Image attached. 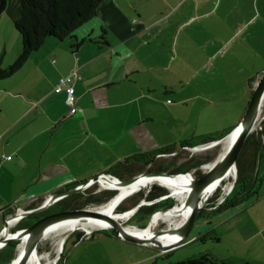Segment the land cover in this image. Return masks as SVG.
I'll list each match as a JSON object with an SVG mask.
<instances>
[{
    "label": "crops",
    "instance_id": "crops-1",
    "mask_svg": "<svg viewBox=\"0 0 264 264\" xmlns=\"http://www.w3.org/2000/svg\"><path fill=\"white\" fill-rule=\"evenodd\" d=\"M104 30L108 44L73 48ZM22 48L20 33L2 27L3 68ZM74 71L81 79L72 114L66 92L55 88ZM263 73L264 0H106L74 38H48L20 71L0 79V233L17 208L108 173L127 156L233 129L225 145ZM212 223L246 233L234 236L235 252L215 256L264 264V181L257 199ZM72 242L64 264L152 258L131 261L148 246L117 236Z\"/></svg>",
    "mask_w": 264,
    "mask_h": 264
},
{
    "label": "trees",
    "instance_id": "trees-1",
    "mask_svg": "<svg viewBox=\"0 0 264 264\" xmlns=\"http://www.w3.org/2000/svg\"><path fill=\"white\" fill-rule=\"evenodd\" d=\"M105 1L106 0H0V18L5 12L10 15L14 21L15 28L22 37L23 44L21 54L15 62L7 68L2 67L3 56L0 54V79H7L20 71L27 63L30 56L38 51L48 38H56L59 40L74 38L78 29L98 16L99 7ZM105 35L106 31L104 30V35L99 38L100 40L87 38L76 41L73 44V48L78 49L88 40L98 44H108ZM261 127V129L250 134L243 146L237 161L238 177L233 190L212 213L218 214L226 209L239 208L254 201L259 196L260 187L264 181V120L262 121ZM232 131L233 129L224 131L217 136H211L201 140H185L180 144L127 156L112 166L108 173L121 180H128L145 172H166L170 174L191 172L192 169H196L201 164L212 162L216 158L210 155L196 158L194 154H191L190 158L184 157V151L192 153L191 148L208 142L221 140ZM196 171L197 178L203 175V172L197 169ZM87 181L74 183L71 187H77ZM116 193L117 191L114 190L98 191V189H94L88 192V196H86L83 201L80 197L82 195L81 193L73 195L70 203L79 206L78 208H83L86 204L102 205L113 198ZM168 193L169 191L166 188L155 185L151 188L149 193L140 192L133 196L136 200L131 206L123 208L121 205L118 210L121 212L130 210L140 203L144 199L145 194H147L149 196L147 201L153 203L143 205L132 219H135L141 212H145L147 218L150 220L155 212L171 208L176 204L174 198L160 200L161 197ZM220 193V191L217 192L214 195V199H211V202L218 199ZM59 206L60 205L57 204L47 209V212H56L60 210ZM43 216L45 215L41 212L24 218L14 231L32 226L38 220L44 218ZM132 225L136 226L135 224ZM145 227H147V224L139 228ZM95 233L96 231L91 234L90 238H92ZM73 234L74 236H69L67 238L58 264H61L65 259L69 241L73 240V243H76L83 239V232H76ZM205 237L207 236H201L200 239H204ZM17 244V241H12L3 248L4 251L0 253V264H10L12 262L16 256ZM157 259L159 258H156V260ZM156 260L153 264H159ZM168 264L253 263H237L229 258H221L210 253H205L192 256L182 261L169 262Z\"/></svg>",
    "mask_w": 264,
    "mask_h": 264
},
{
    "label": "water",
    "instance_id": "water-1",
    "mask_svg": "<svg viewBox=\"0 0 264 264\" xmlns=\"http://www.w3.org/2000/svg\"><path fill=\"white\" fill-rule=\"evenodd\" d=\"M263 111H264V73L256 84L250 103L242 118V121L232 133V134L236 133V135L232 140L231 144L228 146V148L224 151L223 154H221L218 158L215 159L212 167L209 170H204L203 175L201 177L195 178L193 176L189 185L187 198L184 200V205L192 208L191 215L178 228H168L157 231V233L159 234L166 233L167 231L180 233L181 240L177 245L163 246L160 245L157 238L146 239V238L137 237L131 234L129 231H127L125 226L117 219L113 218L112 216H108L106 214L91 211L88 209H78V210H70V211L54 213L38 220L36 223H34L32 226L28 228L20 229L17 231H11V224L13 222L19 221L20 218H24L32 214L40 213L46 210L52 204L59 201L60 199H63L64 197L72 194L82 192L92 184H96V183L108 184L109 182L114 183V181H116V183L120 186H127L130 185L131 183H134L140 177L143 176L144 177L145 176L174 177V176H182V175L183 176L192 175L190 172L188 173L181 172L174 174H170L166 172H145L132 179L121 180L110 173H102L94 178H91L86 183H83L75 188H69L62 192L51 194L50 196H48L47 200L38 208L32 210L22 209L23 210L22 212L20 213L17 212L16 214L11 215L5 222V227L3 228L5 229V231L2 234L3 236H0V242H4L6 244L12 241L18 242L16 247V253L19 254V256L16 255L18 256V258L17 259L14 258L10 264L14 263L15 261H18L17 264H29V261L31 260L32 256L34 254H37V252H39L38 250L39 245L46 238L45 235L49 227H51L54 223L72 217H81L83 219H86L88 216L104 218L109 222H111L112 226L111 228L108 229H114L115 235L117 237L131 243L159 248L162 252H167L169 250L175 249L176 247H178L183 243H186V241H188V238L190 237L189 235L192 229L196 224L198 216L202 211L206 210L205 207L206 202L204 201V197L206 195L208 188L216 183L223 181L234 170L236 172V175L233 177L232 186L227 195H229L233 190L238 177L237 161L239 155L243 149V146L247 138L250 136V134H252L255 131L256 124ZM220 141L222 143L223 139H221ZM106 189L119 192V188L112 189L110 186H108L106 187ZM128 197H130V195L123 197L117 205H120ZM162 198L167 199V198H175V197H173L171 194H166ZM223 198L225 199L226 197ZM147 204H148L147 198L144 197V199L140 203H138L136 206L125 212L131 211L133 213L132 214L133 217L143 205H147ZM172 208L173 207L155 212L150 218L149 224L154 215L163 211L170 210ZM10 235H14V236H10ZM68 237L69 236L67 235L65 237V240ZM65 240H64V245H65ZM24 241H25L24 249L22 253H19L20 245ZM64 245H63V250H64ZM63 250L61 251V254Z\"/></svg>",
    "mask_w": 264,
    "mask_h": 264
},
{
    "label": "rangeland",
    "instance_id": "rangeland-1",
    "mask_svg": "<svg viewBox=\"0 0 264 264\" xmlns=\"http://www.w3.org/2000/svg\"><path fill=\"white\" fill-rule=\"evenodd\" d=\"M1 18H3V19H2L1 24H0V30L2 29V27H7L9 24V26L12 27L13 30L18 32L17 29L15 28L14 21L12 20V18L10 17V15L8 13L5 12ZM18 34H19V32H18ZM4 36L6 37V39L8 38V34H6ZM191 46H192V44L190 45V47ZM181 50H184V49L179 48V52H181ZM167 54H168L169 58H171V50H169L167 52ZM225 147L226 146H224V144L221 143L218 147L212 148L211 150L208 149V150H204V151H198L196 153H193L194 151H192V153L195 155L194 157H196V158H201V157H204L206 155H210L214 158H218L225 151ZM192 153H190L189 151H184L183 156L190 158ZM209 163L210 162L205 163V164H201L196 169L198 171L204 172V170H205L204 165L206 166ZM194 169H192V171ZM196 174H197V171L194 173L195 178H197ZM155 185L162 187V188H165V186H161L159 184H152V185H149L148 187L143 188L138 193H140V192L148 193V189L152 188ZM104 187L106 188V186H104L103 184H100V183L90 185L84 191L81 192L82 195L80 197L82 198V201L84 200V198H86V196H88V192L90 190H94V189H96V190L98 189V191L108 190V189H105ZM166 189L169 191V189L167 187H166ZM137 194H135V195H137ZM135 195H133V196H135ZM133 196L126 199L121 204L123 206V208H127L133 204V202L136 200L133 198ZM221 196H223V195L220 193L219 198ZM227 196L228 195L223 196V197H227ZM211 199H214V196L211 197L210 200H208V202H211ZM218 199H216L215 201H217ZM174 200L176 201V204H177L178 199L176 200L174 198ZM207 203H205V207H207V205H206ZM99 206H101V205L86 204L83 208H80V209H95V208H98ZM233 209H236V208H233ZM119 212H121V211H119ZM218 214H215L212 212L202 211L201 214L198 216L196 224H195L194 228L192 229V231L189 235L190 237L188 238V241H186V243L179 245L175 249L169 250L167 252H162L159 248H154V247L148 246V250L143 249V248L140 249V250H143L144 253L138 252V254H136V257L132 258L131 261H135V260H138L141 258H145V255H147V256L152 255V258L148 259V261H144V262L139 263V264H153V262L156 260V258H159L156 260L159 264H168L169 262L182 261V260L188 259L192 256H197V255L205 254V253H210V254L215 255L218 251L227 252L229 249H231L230 250L231 252H235L238 243L236 241V238H234V236H246V233L241 234L237 227L234 230H228V228H227L228 225H222V224L220 226H218L216 229H214L212 227L213 226L212 220H214ZM132 218H131V220H128L127 222H124V223L128 226H132V224H135L136 226H138L137 228L143 227L146 224H147V226L149 225L150 220L147 218V215L145 214V212H141L135 219H132ZM132 227H134V226H132ZM167 227H168V225L161 221L159 226L157 227V230L166 229ZM90 229L93 231H96L94 236H116L114 229H102L99 227H96V228L91 227ZM76 232H83V236H90L84 230H79V229L68 234V236H74L73 233H76ZM201 236H207V237H205L204 239H200ZM62 237L63 236H48L47 238H45L40 243L38 250H39V254L42 256V264H53V262L57 259L58 256L61 257V254L59 252H57V250L59 249V244H60V240ZM192 237H195V238L191 239ZM189 239H191V240H189ZM64 240H65V237H64ZM66 240H65V242H66ZM72 241L73 240H71L70 243L67 245L68 250L74 249L73 248L74 244H71ZM86 242H89V241H86ZM134 244H136V243H134ZM139 245H141V244H139ZM75 251L76 250H74V254H75ZM16 255H18V254L16 253ZM123 263L129 264L130 260L119 263L117 261L107 259L105 264H123ZM61 264H64V262H62ZM71 264H74V263H71Z\"/></svg>",
    "mask_w": 264,
    "mask_h": 264
},
{
    "label": "bare ground",
    "instance_id": "bare-ground-1",
    "mask_svg": "<svg viewBox=\"0 0 264 264\" xmlns=\"http://www.w3.org/2000/svg\"><path fill=\"white\" fill-rule=\"evenodd\" d=\"M235 135L236 133L232 134V136L226 142V144L224 145L226 146L225 150L231 144ZM214 161L210 162L206 166L204 165V169L209 170L212 167ZM235 175H236V172L233 170L231 174L228 177H226L223 181L210 186L206 192L204 201L207 203V201L210 200V198L213 197L219 191L221 192L223 196H226L232 186L233 177ZM192 178H193V175H190V176L182 175V176H174V177H148V176L144 177L143 176V177H140L134 183H131L130 185H127V186H120L116 183V181H114V183L109 182L108 184L103 183L104 186L106 187L110 186L112 189L119 188V192H117L116 195H114V197L111 198L108 202L102 204L98 208L88 209V210L100 212L102 214L112 216L113 218L121 222L125 226L127 231H129L131 234L137 237L146 238V239L157 238L160 245L175 246L177 242L178 243L180 242L181 234L178 232H169V231H167L166 233L159 234L157 233L158 231L157 227L162 221L168 225L166 229L178 228L191 215L192 208L189 206H185L184 200L187 198L188 189H189V185H190ZM152 184H159L161 186H165V188L167 187L169 189L168 194H171L173 197L178 199V203L175 204L172 209L163 211V212H160L154 215L150 224L145 228H137V227L134 228L132 226L126 225L124 222L131 220L133 213L131 211L130 212H125V211L119 212L118 211L119 206L125 200L120 205H117V204L123 197L128 196V195H130L131 197L137 194L143 188L148 187L149 185H152ZM111 226H112L111 222H109L108 220L104 218H100V217L88 216L86 219H83L81 217H72V218L64 219L62 221L54 223L51 227H49L45 236L46 238L48 236H63L60 240L59 249L57 250V252L61 253V251L63 250V245H64V237L74 232L75 230L79 229V230H84L85 232H90L91 227L93 228L99 227L102 229H108V228H111ZM10 236H14V235H10ZM24 245H25V241L22 242V244L20 245L19 253H22L24 249ZM18 256H16L15 258L17 259ZM58 258L59 256L57 257V259ZM17 262L18 261H15L12 264H17ZM29 264H42V256L39 254V252H37V254H34L32 256L31 260L29 261Z\"/></svg>",
    "mask_w": 264,
    "mask_h": 264
},
{
    "label": "built area",
    "instance_id": "built-area-1",
    "mask_svg": "<svg viewBox=\"0 0 264 264\" xmlns=\"http://www.w3.org/2000/svg\"><path fill=\"white\" fill-rule=\"evenodd\" d=\"M79 79H81V76L76 71H74L71 74L62 77L60 79L58 85L55 88V90L57 92H63V91L66 92V94H67V104L71 107V113L72 114L77 112V106H76L77 97H76V89H75V86H74V82L76 80H79ZM263 120H264V111L262 112L261 116L259 117V120H258V122L256 124L255 131L262 128L261 124H262ZM220 144H221L220 140L208 142V143L201 144V145H198V146H195V147L191 148V152L194 151L193 153H196L198 151H204V150L216 148ZM195 171H196V169L194 171L190 172V173L194 176ZM100 184H103V183H100ZM150 190H151V188L148 189V191H150ZM161 199H163V198L161 197L160 200ZM223 200H224V198L220 197L217 201H212V202H208L207 201L208 203L206 205L211 206L212 208L215 209L219 204H221L223 202ZM152 203L153 202H148V204H152ZM22 211H23L22 209H19L17 212L20 213ZM21 220H22V218H20V220L18 222H20ZM4 231H5V229H3L1 231L0 236H3L2 234H3ZM93 232L94 231L91 230L90 232H86V233H88L91 236V234ZM90 236H83L82 238H86V237H90ZM6 245H7L6 243L0 242V249H3ZM59 259H60V257L57 260H55L53 262V264H58Z\"/></svg>",
    "mask_w": 264,
    "mask_h": 264
},
{
    "label": "flooded vegetation",
    "instance_id": "flooded-vegetation-1",
    "mask_svg": "<svg viewBox=\"0 0 264 264\" xmlns=\"http://www.w3.org/2000/svg\"><path fill=\"white\" fill-rule=\"evenodd\" d=\"M78 186H79V185H78ZM69 188H75V187L66 186V187H64V188H61L60 190H58V191L55 192V193L62 192V191L67 190V189H69ZM149 192H150V191H148V193H149ZM79 193H81V192H79ZM76 194H78V193H76ZM73 195H75V194H72V195L66 196V197H64L63 199H60L59 201H57L56 203L52 204L50 207L47 208V209H49V208H52V207H54L55 205L59 204V205H60V206H59L60 210H58V211H56V212L48 213V212H47V209H46V210L42 211V213H44V215L47 216V215H51V214H53V213H58V212H64V211H70V210H78V209H80V208H78L79 206L70 203L71 198H72ZM144 197H146V198L148 199L149 196H148L147 194H145ZM47 198H48V197H42V198H38V199H36V200H35L34 202H32V204L29 206L28 210H32V209H35V208L40 207V206H41V205L47 200ZM18 210H19V209L17 208V209L14 211L13 214H16ZM213 210H214V208H212L211 206H208V205H207L205 211H206V212H212ZM46 212H47V213H46ZM40 213H41V212H40ZM45 213H46V214H45ZM13 214H11V215H13ZM45 216H43V217H45ZM27 217H28V216H27ZM24 218H26V217H24ZM24 218H22V220H23ZM22 220H21V221H22Z\"/></svg>",
    "mask_w": 264,
    "mask_h": 264
},
{
    "label": "clouds",
    "instance_id": "clouds-1",
    "mask_svg": "<svg viewBox=\"0 0 264 264\" xmlns=\"http://www.w3.org/2000/svg\"><path fill=\"white\" fill-rule=\"evenodd\" d=\"M21 222V221H20ZM132 226H134V225H132ZM134 227H136V226H134Z\"/></svg>",
    "mask_w": 264,
    "mask_h": 264
}]
</instances>
